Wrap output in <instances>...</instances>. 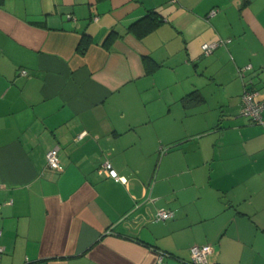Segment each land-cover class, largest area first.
<instances>
[{
    "label": "crops",
    "instance_id": "0c3cea01",
    "mask_svg": "<svg viewBox=\"0 0 264 264\" xmlns=\"http://www.w3.org/2000/svg\"><path fill=\"white\" fill-rule=\"evenodd\" d=\"M245 87L264 0H0V264H264Z\"/></svg>",
    "mask_w": 264,
    "mask_h": 264
},
{
    "label": "built area",
    "instance_id": "2783aa9c",
    "mask_svg": "<svg viewBox=\"0 0 264 264\" xmlns=\"http://www.w3.org/2000/svg\"><path fill=\"white\" fill-rule=\"evenodd\" d=\"M215 10L210 11V15L214 14ZM216 43L204 44L202 45V50L204 53H210L215 47ZM250 66L241 68L240 73L243 75V72L249 70ZM21 75H26V71L22 70ZM241 115L251 122L256 124H264L262 121V112H264V99L258 98V93L254 90L248 89L245 87L241 98ZM46 163L49 169L53 171H59L61 169L60 161L58 159V154L56 149H50L45 154ZM103 171L109 178L119 179L117 173L114 169L110 167L108 163L103 164ZM173 216V213L169 210L160 209L155 214V219L157 221H165L170 219ZM1 235V231H0ZM190 251V262L192 264H208L207 256L211 253V247L209 245L202 246H191ZM3 253V248L0 246V258Z\"/></svg>",
    "mask_w": 264,
    "mask_h": 264
},
{
    "label": "trees",
    "instance_id": "16d2710c",
    "mask_svg": "<svg viewBox=\"0 0 264 264\" xmlns=\"http://www.w3.org/2000/svg\"><path fill=\"white\" fill-rule=\"evenodd\" d=\"M87 43H88V40H87L86 38H84V39L82 40L81 45L79 46V49H78V51H79L81 54H83V53L85 52V49H86V47H87ZM241 95H242V94H241ZM240 98H241V96H240ZM190 99H191V98L188 96V97H185V98L183 99V101H184V102H188Z\"/></svg>",
    "mask_w": 264,
    "mask_h": 264
}]
</instances>
